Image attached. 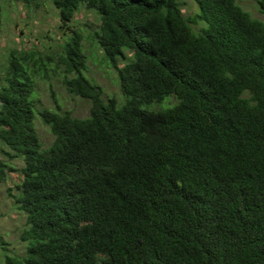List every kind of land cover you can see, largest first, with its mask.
<instances>
[{"label": "trees", "instance_id": "obj_1", "mask_svg": "<svg viewBox=\"0 0 264 264\" xmlns=\"http://www.w3.org/2000/svg\"><path fill=\"white\" fill-rule=\"evenodd\" d=\"M195 1L188 18L182 0H44L71 29L61 49L17 44L0 65V142L24 163L11 196L27 216L26 254L5 264H264V20ZM82 8L99 20L91 54ZM91 58L115 67L121 101L86 74ZM58 69L89 115L38 107ZM12 170L0 161V182Z\"/></svg>", "mask_w": 264, "mask_h": 264}, {"label": "rangeland", "instance_id": "obj_2", "mask_svg": "<svg viewBox=\"0 0 264 264\" xmlns=\"http://www.w3.org/2000/svg\"><path fill=\"white\" fill-rule=\"evenodd\" d=\"M182 11L186 17L192 18L198 12V4L195 0H182ZM37 3V4H36ZM245 9L252 12L253 16L264 20V14L260 12L259 0H240ZM33 11L27 7L23 0H0V65L7 61L9 50L23 44L26 48H36L42 53L46 51H56L69 37L71 29H61L58 8L44 0H32ZM80 23L77 26L83 33L84 48L92 53L95 46L90 43L91 32L98 26V15L88 9L82 8L76 16ZM83 24V25H82ZM192 26L199 30L204 23L192 22ZM91 31V32H90ZM66 34V36L64 35ZM100 58L103 54L99 49ZM129 53V51H128ZM86 74L100 85L106 99L112 95L121 101L119 85L116 82L117 71L115 67L91 58L88 62ZM124 61H120L123 65ZM48 70H52L49 67ZM54 74L49 71L48 80L39 79L36 87V102L39 108H54L59 104L62 110H71L73 115L85 117L90 112V101L86 98L71 95L62 84L63 69ZM3 73L0 71V79ZM53 90V92H52ZM169 100L167 103H171ZM35 124L39 136L45 147L49 146L54 139L49 126L37 116ZM12 152L7 146L0 142V161L6 162L16 170L8 172L7 179L0 182V264H5V253L24 256L26 254L27 243L21 239L23 230L27 227V216L24 212L16 208L12 193L17 191V184L21 181L20 168L23 161L18 157L8 155ZM13 153V152H12Z\"/></svg>", "mask_w": 264, "mask_h": 264}]
</instances>
